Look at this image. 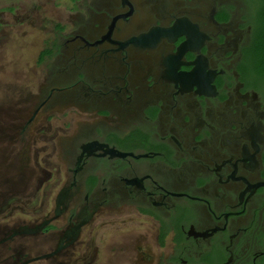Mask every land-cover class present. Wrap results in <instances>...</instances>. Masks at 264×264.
Here are the masks:
<instances>
[{
  "label": "flooded vegetation",
  "instance_id": "af4514ba",
  "mask_svg": "<svg viewBox=\"0 0 264 264\" xmlns=\"http://www.w3.org/2000/svg\"><path fill=\"white\" fill-rule=\"evenodd\" d=\"M81 3L76 29L41 54L61 57L48 90L20 103L23 126L0 128V147L27 160L18 195L40 203L0 226V264H61L100 212L119 209L138 226L100 247L107 225L91 229V264H264V98L243 72L242 0ZM52 113L64 118L54 131ZM52 133L59 156L42 176L22 155ZM17 239L49 249L27 258Z\"/></svg>",
  "mask_w": 264,
  "mask_h": 264
},
{
  "label": "rangeland",
  "instance_id": "374dc122",
  "mask_svg": "<svg viewBox=\"0 0 264 264\" xmlns=\"http://www.w3.org/2000/svg\"><path fill=\"white\" fill-rule=\"evenodd\" d=\"M84 14L81 0H0V114H2L0 115V128L4 129L10 122L18 127L23 126L29 107L20 103L27 99L36 100L42 96L41 93L48 90L47 79L51 72L55 71L56 64L61 58L54 55L40 59L41 54L44 51L54 52L59 48L67 36L76 29L77 17L84 16ZM24 114L25 117L21 121L17 120ZM51 116L52 119L48 122L49 127L52 131L58 130L64 118L60 115L57 121L56 114L52 113ZM54 117L56 119H53ZM43 136L46 138L39 137V141L26 145L27 153L22 155L23 158L25 156L29 159L30 165L35 160L40 162L42 176L48 167L55 164L59 156L58 149H53L50 141L55 135L52 133L50 136ZM39 142H43L45 146L40 147ZM17 145L3 144L0 147V161L7 158L6 164H8L0 166V226L20 224L22 214L39 212L40 203L38 204L35 198L36 201H32V197L23 198L18 195L22 186L18 187L19 183H15L20 177L29 174L26 175L20 171L26 165L27 160L20 163V158L17 156L20 153L15 152ZM9 160H14V164L11 165ZM41 175L39 173V182H35L34 194L36 196L41 192L39 187ZM26 193H30V187ZM131 210L128 214L122 212V209H119V212H100L96 223L93 227L89 223L83 230L80 242L70 250L69 257L60 260L61 264H91L90 240L93 235L91 229L97 225H107L103 229L99 227L98 230L96 240L100 247L103 245L101 244L102 237H106V242H108L109 237L116 232L121 233L127 227L138 226V223L134 222L137 217ZM145 228L150 227L147 225ZM24 242L16 240L18 246L23 243L21 245L24 250L23 254L27 255V258L38 257V254L45 253L49 249L45 246L44 248L37 246L30 251L31 249H28ZM8 253L9 251H6L3 255ZM46 262L48 261L44 260L37 264H52ZM99 262L97 264H107L105 263L107 260L100 259Z\"/></svg>",
  "mask_w": 264,
  "mask_h": 264
},
{
  "label": "trees",
  "instance_id": "16d2710c",
  "mask_svg": "<svg viewBox=\"0 0 264 264\" xmlns=\"http://www.w3.org/2000/svg\"><path fill=\"white\" fill-rule=\"evenodd\" d=\"M242 3L251 27L243 72L264 98V0H242Z\"/></svg>",
  "mask_w": 264,
  "mask_h": 264
},
{
  "label": "bare ground",
  "instance_id": "6f19581e",
  "mask_svg": "<svg viewBox=\"0 0 264 264\" xmlns=\"http://www.w3.org/2000/svg\"><path fill=\"white\" fill-rule=\"evenodd\" d=\"M82 185V184H81ZM84 188V190H85V186L83 187ZM127 189V188H126ZM136 189V188H135ZM76 190V189H75ZM77 191V190H76ZM121 191H122V189H121ZM123 191H124V189H123ZM104 192V191H103ZM86 193V192H85ZM91 193H92V191H91ZM106 193V192H105ZM84 195V194H83ZM103 195V194H102ZM105 195V194H104ZM103 195V196H104ZM109 195V194H108ZM80 196V195H79ZM114 197V196H113ZM66 198V197H65ZM72 198V197H71ZM99 198V197H98ZM106 198V197H105ZM104 198V199H105ZM123 198V197H122ZM129 198V197H128ZM101 199V198H100ZM103 199V198H102ZM108 199V198H107ZM116 199V198H115ZM127 199V198H126ZM91 200H93V199H91ZM110 200H112V199H110ZM99 201V200H98ZM103 201V200H102ZM106 201V200H105ZM114 201V200H113ZM116 201V200H115ZM96 202V201H95ZM132 202V201H131ZM54 203V202H53ZM62 203V202H61ZM97 203V202H96ZM103 203V202H102ZM109 204V203H108ZM104 205V204H103ZM117 205V204H116ZM112 206V205H111ZM143 207V206H142ZM153 207V206H152ZM151 207V208H152ZM147 208V207H146ZM151 208H150V210H151ZM152 211H154V210H152ZM150 212H148V214H149ZM147 214V213H146ZM150 215H152L151 213H150ZM154 215V214H153ZM157 215V214H156ZM28 235V234H27Z\"/></svg>",
  "mask_w": 264,
  "mask_h": 264
}]
</instances>
